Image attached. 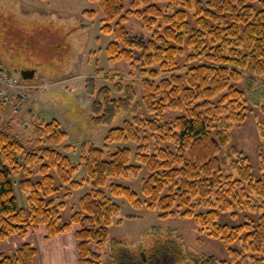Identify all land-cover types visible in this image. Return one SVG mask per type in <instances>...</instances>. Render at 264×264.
Returning <instances> with one entry per match:
<instances>
[{"label": "trees", "instance_id": "trees-1", "mask_svg": "<svg viewBox=\"0 0 264 264\" xmlns=\"http://www.w3.org/2000/svg\"><path fill=\"white\" fill-rule=\"evenodd\" d=\"M91 1L99 3L103 31L115 39L107 47L109 59L129 60L132 71L139 65L138 73L144 77V111L137 102V118L106 137L109 142L128 144L132 139L137 146L136 161L131 162L129 148L105 156L103 148L92 147L83 157L92 188L64 219L61 210L66 204H58L62 199L58 194L81 184L73 180L78 169L63 153L68 149L64 145L68 134L61 123L56 119L37 123L34 139L27 142L30 147L0 129V243L12 237L25 240L30 231L41 227L50 240L76 226L78 264H103L106 253L101 248L108 247L110 227L121 211L107 190L135 209L156 210L161 219L191 218L200 236L219 240L225 249L223 258L186 255L175 241H157L144 258L113 241L107 256L110 264H181L186 260L191 264H264V175L252 176V167L242 156L238 162L232 160L233 170L225 175L224 162L217 157L232 123L244 120L238 103L243 94L232 83L241 81L244 70L264 77V0H132L127 8L123 0ZM132 15L143 19L148 40L130 36L126 24ZM190 19L199 26L193 28L194 33L189 31ZM206 37L214 39L213 50ZM182 44L196 51L185 61L180 58L185 52ZM181 70L187 71L180 75ZM88 87L87 93L95 97L91 107L94 125L111 124L121 111L130 109L134 96L128 84L116 83L114 92L124 97L119 99L109 87L99 91L94 85ZM165 109L180 114L166 117ZM145 164L153 174L142 179L141 194L109 184L113 178L139 174L140 165ZM17 177L26 196L25 207L18 204ZM165 188L169 194L162 198ZM251 195L262 200L257 220L248 216L257 211L249 200ZM231 211V220L244 216L243 221L237 225L222 222ZM38 254L37 247L25 242L1 255L0 264H36Z\"/></svg>", "mask_w": 264, "mask_h": 264}, {"label": "rangeland", "instance_id": "rangeland-1", "mask_svg": "<svg viewBox=\"0 0 264 264\" xmlns=\"http://www.w3.org/2000/svg\"><path fill=\"white\" fill-rule=\"evenodd\" d=\"M123 2L127 8L132 0ZM164 6L166 7V4ZM86 11H95L96 14L91 17L85 13ZM102 20L99 3L91 0H0V67H5L19 79H22L21 72L24 70L35 71V77L29 80V83L37 88L29 92L28 102L20 114L15 113L11 105H5L0 109V128L6 129L27 143L34 139L33 131L37 123L42 121L49 123L54 119L61 123L68 134V139L64 142L68 149L63 150V153L78 169L73 175V180L81 184V187H74L70 191L58 194L62 196V199L57 201L58 204L62 201L66 204L61 210L64 219L71 216L73 208L78 207L80 200L89 194L92 188L87 180L83 160L92 147L103 148L105 156L119 148H129L132 151L131 162L136 161L137 146L132 139L128 144L109 142L106 137L113 129L123 127L126 122L137 118L138 103L140 109L144 111L142 102L144 77L138 73L139 65L132 71L129 60L109 59L107 47L115 39L103 31ZM128 21L126 27L130 36L140 41L149 39V30L144 27L143 19L132 15ZM189 21L191 23L189 31L194 33L196 21L193 19ZM161 26H164L163 23ZM205 40L210 46L209 49L213 50L214 39L206 37ZM182 47L185 52L180 58L185 61L186 56L188 57L195 49L186 47V44H182ZM243 51L247 52L249 49ZM186 71L181 70L179 73L182 75ZM118 82L122 86L128 84V88L133 91L135 99L133 98L130 109L127 112L121 111L111 124L94 125L91 107L95 97L87 93L88 86L94 85L96 91L106 86L114 92ZM232 86L243 94L238 103L242 105L239 113L244 120L241 123L237 121L232 123L228 129L227 143L219 148L217 157L224 162L222 166L224 173L233 170L232 160L238 162L239 157H246L247 163L252 167V176L258 178L264 175V169L261 168L264 161V77L252 75L244 70L241 81L232 83ZM223 95L216 99L219 100ZM112 96L117 99L124 98L122 94L115 92ZM163 113L166 117L180 114L166 109ZM140 134L143 136V129ZM27 144L28 147L31 146L30 143ZM171 145L175 148L173 144ZM235 151L237 155L234 156L232 152ZM188 156L187 151L185 157ZM140 166L142 168L139 174L113 178L108 181L109 184L117 183L141 194L142 179H148L153 173L146 164ZM52 175L56 176L55 172ZM237 177L234 176V179ZM14 182L18 204L25 207L26 196L21 192L20 178H15ZM69 186L73 187L71 184ZM105 192L120 206L121 211L110 227L108 247L101 248L106 253L102 260L103 264L111 263L107 256L111 252L110 246L113 241L120 242L123 247L134 253L144 254V257L149 254L150 246L155 245L157 241L161 243L175 241L186 255L212 254L220 258L225 256L222 243L204 235L200 236L193 219L180 216L161 219L156 210L146 207L135 209L125 198H114L107 190ZM167 194L169 188H165L162 198ZM142 200L145 198L142 197ZM249 200L257 211L252 214L249 212L248 216L257 220L261 217L258 208L262 200L252 195ZM206 205L204 202L203 208H207ZM232 213L233 211L224 216L222 222L237 225L243 221L244 216L231 220ZM118 221L121 223L118 224ZM76 229L75 226L65 233H71L75 238ZM31 234L36 235L37 240L46 232L41 227L30 231L25 240L12 237L0 243V256L12 253L25 242L32 245ZM171 246L174 247L172 242ZM181 264L191 263L186 260Z\"/></svg>", "mask_w": 264, "mask_h": 264}, {"label": "crops", "instance_id": "crops-1", "mask_svg": "<svg viewBox=\"0 0 264 264\" xmlns=\"http://www.w3.org/2000/svg\"><path fill=\"white\" fill-rule=\"evenodd\" d=\"M34 234L30 235V241L39 251L36 264H78L73 234L64 233L50 240L45 239V234H42L41 239L35 240L37 236Z\"/></svg>", "mask_w": 264, "mask_h": 264}, {"label": "built area", "instance_id": "built-area-1", "mask_svg": "<svg viewBox=\"0 0 264 264\" xmlns=\"http://www.w3.org/2000/svg\"><path fill=\"white\" fill-rule=\"evenodd\" d=\"M34 86L0 69V109L11 105L14 112L20 114L28 102L29 92L37 89Z\"/></svg>", "mask_w": 264, "mask_h": 264}, {"label": "water", "instance_id": "water-1", "mask_svg": "<svg viewBox=\"0 0 264 264\" xmlns=\"http://www.w3.org/2000/svg\"><path fill=\"white\" fill-rule=\"evenodd\" d=\"M21 77L24 80H32L35 77V71H32V70H24L23 72H21ZM142 256L144 257V254H142Z\"/></svg>", "mask_w": 264, "mask_h": 264}]
</instances>
